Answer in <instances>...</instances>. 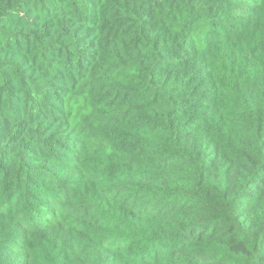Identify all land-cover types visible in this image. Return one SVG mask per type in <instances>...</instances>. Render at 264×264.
Returning a JSON list of instances; mask_svg holds the SVG:
<instances>
[{"label":"trees","instance_id":"obj_1","mask_svg":"<svg viewBox=\"0 0 264 264\" xmlns=\"http://www.w3.org/2000/svg\"><path fill=\"white\" fill-rule=\"evenodd\" d=\"M0 264H264V0H0Z\"/></svg>","mask_w":264,"mask_h":264}]
</instances>
